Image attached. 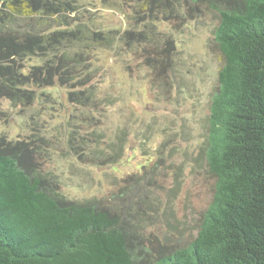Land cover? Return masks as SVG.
<instances>
[{"label":"trees","instance_id":"16d2710c","mask_svg":"<svg viewBox=\"0 0 264 264\" xmlns=\"http://www.w3.org/2000/svg\"><path fill=\"white\" fill-rule=\"evenodd\" d=\"M120 1L123 30L100 27L86 0H0V125L17 112L30 130L0 133V264H264V0ZM204 8L218 16L219 64L197 153L209 197L191 211V229L174 216L175 194L167 202L158 192L161 157L103 194L67 196L46 168L53 155L89 170L124 154L126 128L111 133L104 121L121 99L94 81L98 51L130 47L152 83L165 81L178 61L160 27L179 29ZM55 88L79 110L75 121L48 112L62 104ZM54 117L62 138L47 134Z\"/></svg>","mask_w":264,"mask_h":264},{"label":"rangeland","instance_id":"374dc122","mask_svg":"<svg viewBox=\"0 0 264 264\" xmlns=\"http://www.w3.org/2000/svg\"><path fill=\"white\" fill-rule=\"evenodd\" d=\"M112 1L86 0L85 7L94 12V19L100 27L123 30L129 20L126 7L120 0L118 6ZM217 21V14L204 8L200 16L188 20L179 29L172 25L160 27L175 39L179 64L175 65L172 73H168L165 81L152 83L150 70L130 47L122 48L118 44L111 50L98 51V59L94 61L97 67L94 81H102L104 88L121 99L113 107L104 109L107 115L104 121L111 133L126 128L124 154L116 164L89 170H81L68 154L61 158V152L58 156L53 155L54 160L48 162L46 168L57 174L67 196L85 198L103 194L110 188L111 181L120 183L121 178L138 172L144 164H155L161 157L160 169L166 175H160L158 182L165 185V189H158V192L167 202V196L175 194L172 199L174 216L185 222L181 225H188L191 229V211L204 206L209 197L208 180L197 153L206 133L208 101L219 64L210 47ZM52 95L62 104L52 105L56 111L49 109L48 112L73 114L71 120L75 121L79 110L67 104L65 90L55 88ZM48 118L47 112H42L41 119ZM27 121L24 114L13 113L0 125V133L11 139L25 136L30 132ZM60 121L62 119L56 117L48 124L50 137L57 134L62 138L65 135V125L58 127L60 133L55 131V124ZM174 176L178 186L171 192L169 188ZM162 205H158L160 211Z\"/></svg>","mask_w":264,"mask_h":264}]
</instances>
